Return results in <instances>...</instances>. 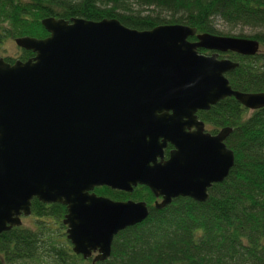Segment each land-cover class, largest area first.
<instances>
[{"label": "water", "instance_id": "1", "mask_svg": "<svg viewBox=\"0 0 264 264\" xmlns=\"http://www.w3.org/2000/svg\"><path fill=\"white\" fill-rule=\"evenodd\" d=\"M41 25L47 37L14 39L32 58L0 57V233L22 225L33 199L61 204L72 252L96 264L149 210L95 188L145 186L161 198L160 210L180 197L204 203L228 176L232 130L206 132L197 112L229 97L249 111L264 108V93L229 85L225 75L239 63L219 58L254 56L260 44L183 25L137 31L116 19L47 17ZM168 143L173 150L163 160Z\"/></svg>", "mask_w": 264, "mask_h": 264}, {"label": "trees", "instance_id": "2", "mask_svg": "<svg viewBox=\"0 0 264 264\" xmlns=\"http://www.w3.org/2000/svg\"><path fill=\"white\" fill-rule=\"evenodd\" d=\"M47 17L116 19L137 31L183 25L197 34L257 40L260 49L254 56L227 53L219 58L239 63L225 75L233 90L264 93V0H0V49L22 36L47 37L41 25ZM218 24L251 33L231 35ZM33 55L21 50L18 59ZM197 116L211 133L232 130L225 140L234 154L228 176L208 189L206 202L180 197L160 210L145 186L132 193L95 188L97 196L145 202L149 210L142 223L115 236L109 258L96 264H264V108L249 111L229 97ZM30 209V226L0 233V264H91L72 253L61 224L65 206L33 199Z\"/></svg>", "mask_w": 264, "mask_h": 264}, {"label": "rangeland", "instance_id": "3", "mask_svg": "<svg viewBox=\"0 0 264 264\" xmlns=\"http://www.w3.org/2000/svg\"><path fill=\"white\" fill-rule=\"evenodd\" d=\"M217 27L224 33L231 35L243 34L248 35L251 33L249 29H241L240 27L229 28L224 24H218ZM21 49H19L13 40H7L0 49V57H8L11 59H17L20 56ZM22 224L24 226H30L32 224V218H22Z\"/></svg>", "mask_w": 264, "mask_h": 264}, {"label": "flooded vegetation", "instance_id": "4", "mask_svg": "<svg viewBox=\"0 0 264 264\" xmlns=\"http://www.w3.org/2000/svg\"><path fill=\"white\" fill-rule=\"evenodd\" d=\"M197 34V33H196ZM195 38V37H194ZM211 52H208V51H206L204 54L205 55H208V54H210ZM222 54H220L219 55V57L221 56ZM16 60H19L18 58L16 59ZM205 128H206V132H209L210 134H212V135H215L216 133H211L210 132V130H208V128L205 126ZM191 130H194V129H191ZM173 150V146L171 145V144H167L166 145V147L165 148H163V160H167L168 159V157H169V154H170V152ZM160 159V158H159ZM158 159V160H159ZM160 161V160H159ZM161 200V198H155V201H160ZM154 201V202H155Z\"/></svg>", "mask_w": 264, "mask_h": 264}]
</instances>
